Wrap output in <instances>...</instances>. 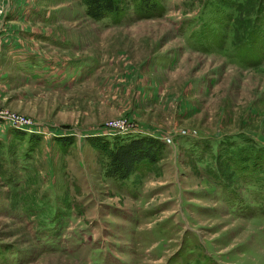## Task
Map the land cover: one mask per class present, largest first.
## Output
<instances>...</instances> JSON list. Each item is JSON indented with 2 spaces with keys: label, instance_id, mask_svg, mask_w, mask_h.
Wrapping results in <instances>:
<instances>
[{
  "label": "rangeland",
  "instance_id": "1",
  "mask_svg": "<svg viewBox=\"0 0 264 264\" xmlns=\"http://www.w3.org/2000/svg\"><path fill=\"white\" fill-rule=\"evenodd\" d=\"M119 1L0 0V264H264V0Z\"/></svg>",
  "mask_w": 264,
  "mask_h": 264
},
{
  "label": "trees",
  "instance_id": "2",
  "mask_svg": "<svg viewBox=\"0 0 264 264\" xmlns=\"http://www.w3.org/2000/svg\"><path fill=\"white\" fill-rule=\"evenodd\" d=\"M81 1L85 6L86 14L93 19H101L110 15L116 16L122 10L119 0ZM136 8L137 16L157 15L161 11V6L156 0H137ZM255 46L259 47L257 49L258 52L264 51V31L252 24L244 41L245 51L243 53L246 58L247 55L250 59L251 57L255 58ZM260 54L262 55L261 52ZM258 62L259 60L256 58L252 63L247 62L246 64L255 65ZM157 149L158 144L155 138L148 135H134L132 138L126 139L125 142L117 144L114 149H111L109 152L110 170L116 177L124 179L135 171L141 163L149 164L154 162L157 156Z\"/></svg>",
  "mask_w": 264,
  "mask_h": 264
},
{
  "label": "built area",
  "instance_id": "3",
  "mask_svg": "<svg viewBox=\"0 0 264 264\" xmlns=\"http://www.w3.org/2000/svg\"><path fill=\"white\" fill-rule=\"evenodd\" d=\"M12 118H13L12 119L13 123H16V124H22L23 123V121L21 120V118L19 116H15V117H12ZM108 127L110 129L117 130L118 132L126 131V123H124V121L121 120V119L110 121L108 123ZM164 141L166 143H170V139L169 138H164Z\"/></svg>",
  "mask_w": 264,
  "mask_h": 264
}]
</instances>
